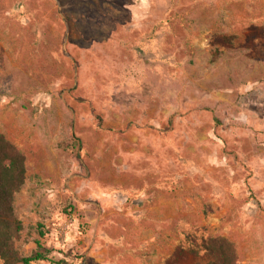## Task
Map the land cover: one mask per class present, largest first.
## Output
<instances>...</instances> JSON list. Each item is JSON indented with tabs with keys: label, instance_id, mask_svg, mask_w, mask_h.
Returning <instances> with one entry per match:
<instances>
[{
	"label": "rangeland",
	"instance_id": "374dc122",
	"mask_svg": "<svg viewBox=\"0 0 264 264\" xmlns=\"http://www.w3.org/2000/svg\"><path fill=\"white\" fill-rule=\"evenodd\" d=\"M0 130L21 253L264 264V0H0Z\"/></svg>",
	"mask_w": 264,
	"mask_h": 264
},
{
	"label": "trees",
	"instance_id": "16d2710c",
	"mask_svg": "<svg viewBox=\"0 0 264 264\" xmlns=\"http://www.w3.org/2000/svg\"><path fill=\"white\" fill-rule=\"evenodd\" d=\"M28 178L27 157L24 152L0 130V258L3 264H33L48 261L67 264L66 259H56L40 241L31 254L25 255L16 247L15 240L24 229L15 209L16 194ZM44 225L39 224L40 228ZM44 236L43 229L39 230ZM200 249L218 256V261L195 264H239L236 244L226 236H209L202 239ZM198 255L199 249L190 247Z\"/></svg>",
	"mask_w": 264,
	"mask_h": 264
},
{
	"label": "crops",
	"instance_id": "0c3cea01",
	"mask_svg": "<svg viewBox=\"0 0 264 264\" xmlns=\"http://www.w3.org/2000/svg\"><path fill=\"white\" fill-rule=\"evenodd\" d=\"M25 184H26V183H25ZM25 184H24V185H25Z\"/></svg>",
	"mask_w": 264,
	"mask_h": 264
}]
</instances>
